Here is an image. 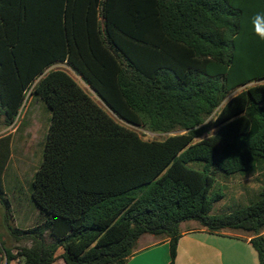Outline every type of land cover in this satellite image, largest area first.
I'll return each mask as SVG.
<instances>
[{
  "label": "trees",
  "instance_id": "16d2710c",
  "mask_svg": "<svg viewBox=\"0 0 264 264\" xmlns=\"http://www.w3.org/2000/svg\"><path fill=\"white\" fill-rule=\"evenodd\" d=\"M258 10L264 0H0L5 125L28 95L51 111L29 185L42 222L9 231L30 243L20 264H127L144 235L167 239L175 264L189 221L246 233L264 264V190L211 213L224 198L217 178L264 168V43L249 23ZM136 129L172 135L147 141ZM11 155L8 134L2 204ZM0 251L6 264L17 258Z\"/></svg>",
  "mask_w": 264,
  "mask_h": 264
},
{
  "label": "rangeland",
  "instance_id": "374dc122",
  "mask_svg": "<svg viewBox=\"0 0 264 264\" xmlns=\"http://www.w3.org/2000/svg\"><path fill=\"white\" fill-rule=\"evenodd\" d=\"M57 68L67 69L63 65ZM84 88L87 90L86 87ZM213 119L214 117H210L206 120L205 125L207 127L204 129L201 138H207L214 134L216 129L211 126V120ZM46 131V111L42 109L41 105L35 104L28 107L27 111L23 108L20 118L10 127H6L3 110L0 108V137L8 134L12 135V155L4 174L3 190L5 194L2 195L7 204H2L0 201V249L2 245L6 249H10L12 255L17 256L16 259H19V262L22 261L18 256L21 247L30 246V243L13 240L9 231L10 229H17V224H20L21 218L25 216H28L34 222L37 220L39 213L33 207L29 198V185L42 161ZM136 131L147 141L163 140L172 135L153 134L142 129H136ZM217 179V189L222 188L224 198L213 204L212 214L226 213L246 206L252 203L259 193L264 190V168L257 170L255 173H240V175L232 177L223 174L222 177ZM250 181L258 185V190L248 188ZM183 228L191 230L199 229L201 226L198 222L189 221L185 223ZM225 233L234 236H248L242 231L235 230H226ZM145 238H149V235H146ZM17 263L18 261H15V259L11 261V264ZM56 263L64 264L62 260H58ZM3 264H6L5 259Z\"/></svg>",
  "mask_w": 264,
  "mask_h": 264
},
{
  "label": "crops",
  "instance_id": "0c3cea01",
  "mask_svg": "<svg viewBox=\"0 0 264 264\" xmlns=\"http://www.w3.org/2000/svg\"><path fill=\"white\" fill-rule=\"evenodd\" d=\"M35 104L41 105L42 109L46 111L48 131L51 111L43 102L34 95H28L24 109L27 111L28 107ZM33 207L35 206L33 205ZM36 210L39 213V210ZM41 222L40 213L35 222L25 216L21 218V223L17 224V229H32L41 224ZM184 225L185 223L181 224L182 236L178 241L175 264H259L258 255L249 243L250 238L234 236L228 233L211 234L202 227L186 230L183 228ZM145 236L140 238L138 250L130 257L127 264H170L169 241L150 235L149 238H145ZM3 262L4 259L0 251V264H3Z\"/></svg>",
  "mask_w": 264,
  "mask_h": 264
},
{
  "label": "clouds",
  "instance_id": "9594fccd",
  "mask_svg": "<svg viewBox=\"0 0 264 264\" xmlns=\"http://www.w3.org/2000/svg\"><path fill=\"white\" fill-rule=\"evenodd\" d=\"M249 23L251 27V35L257 38L259 42L264 43V10L253 12L250 17ZM228 102L229 101L225 103L224 108H227ZM223 112L224 109H221L220 113L211 121L218 120ZM248 188L250 190H258V185L250 181L248 183Z\"/></svg>",
  "mask_w": 264,
  "mask_h": 264
},
{
  "label": "built area",
  "instance_id": "2783aa9c",
  "mask_svg": "<svg viewBox=\"0 0 264 264\" xmlns=\"http://www.w3.org/2000/svg\"><path fill=\"white\" fill-rule=\"evenodd\" d=\"M17 255V254H16ZM15 261H18V263L17 264H20V262H19V259H15Z\"/></svg>",
  "mask_w": 264,
  "mask_h": 264
}]
</instances>
